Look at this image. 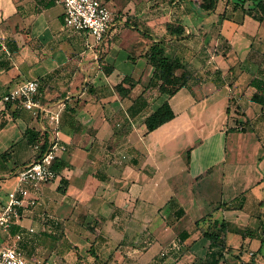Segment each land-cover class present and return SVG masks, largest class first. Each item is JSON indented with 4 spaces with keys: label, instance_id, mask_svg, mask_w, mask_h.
Segmentation results:
<instances>
[{
    "label": "crops",
    "instance_id": "1",
    "mask_svg": "<svg viewBox=\"0 0 264 264\" xmlns=\"http://www.w3.org/2000/svg\"><path fill=\"white\" fill-rule=\"evenodd\" d=\"M102 1L116 24L96 44L63 27L56 0H0V99L37 81L42 102L62 106L67 148L58 177L31 189L37 204L0 229V246L33 228L17 247L43 264H205L217 247L202 232L224 223L217 264H264V103L251 100V80L264 82V20L240 0L209 13L202 0ZM153 42L190 73L172 96L146 89ZM125 78L134 85L121 96ZM165 101L173 118L147 132ZM30 129L28 112L0 104V212L7 183L37 156Z\"/></svg>",
    "mask_w": 264,
    "mask_h": 264
},
{
    "label": "built area",
    "instance_id": "2",
    "mask_svg": "<svg viewBox=\"0 0 264 264\" xmlns=\"http://www.w3.org/2000/svg\"><path fill=\"white\" fill-rule=\"evenodd\" d=\"M169 2L171 0H162ZM63 8V27L91 36L96 44L104 42L115 26L113 13L101 0H56ZM35 80H26L4 94L0 104L15 106L24 110L38 123L39 131L47 133L48 142L43 151L40 144H34L37 152L34 161L21 168L15 175V187L6 195V203L0 212V229L9 232L18 225L22 212L37 204V198L31 189L40 184L54 181L58 175L53 167L66 145L59 136L61 105L43 103ZM34 232L33 228L18 230L14 235V244L0 246V264H43L37 257H27L17 243Z\"/></svg>",
    "mask_w": 264,
    "mask_h": 264
},
{
    "label": "trees",
    "instance_id": "3",
    "mask_svg": "<svg viewBox=\"0 0 264 264\" xmlns=\"http://www.w3.org/2000/svg\"><path fill=\"white\" fill-rule=\"evenodd\" d=\"M217 0H202L199 4V9L209 13L214 10ZM238 5L243 12L255 20L261 22L264 20V0H240ZM166 31L170 35L179 36L182 34L181 26L174 24H167ZM147 63L152 67V74L146 89L155 85L157 91L160 94L172 96L180 88H182L188 79L190 78L189 71L179 62L176 58H169L165 55L160 42H153L147 52L145 53ZM128 84V87H124L123 84ZM134 84L129 78H125L122 83L115 85L116 91L121 96H127ZM251 85L256 89L252 95L251 100L263 104L264 103V82L258 79H252ZM141 92L137 96L130 107V111L137 110L136 108L142 107L145 104V96ZM173 118V112L167 101L163 102L154 111H152L144 120L147 132H151L164 123L170 121ZM30 145L40 144V149L43 151L48 142L47 133H41L40 131H34L33 129L27 130L25 133ZM55 168V163L53 165ZM180 215V214H179ZM214 225H209L208 228L202 232V236L209 240L210 247H217V251L212 254V260L206 261L205 264H217L221 257L220 250L224 249V241L222 235L226 232L224 223H221L220 227L215 230Z\"/></svg>",
    "mask_w": 264,
    "mask_h": 264
},
{
    "label": "rangeland",
    "instance_id": "4",
    "mask_svg": "<svg viewBox=\"0 0 264 264\" xmlns=\"http://www.w3.org/2000/svg\"><path fill=\"white\" fill-rule=\"evenodd\" d=\"M101 2L104 4V2L101 0ZM13 178V180H11V182L10 183H7V184H11L10 186H11V188H10V190H12L14 187H15V185H16V182H17V177L16 176H13L12 177ZM12 184H13V187H12ZM9 190V191H10ZM8 192V191H7Z\"/></svg>",
    "mask_w": 264,
    "mask_h": 264
}]
</instances>
